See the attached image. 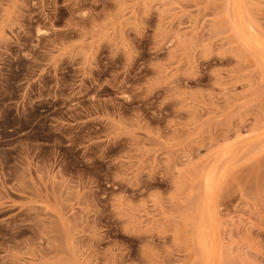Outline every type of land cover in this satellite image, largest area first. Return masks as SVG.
<instances>
[{
	"label": "rangeland",
	"instance_id": "374dc122",
	"mask_svg": "<svg viewBox=\"0 0 264 264\" xmlns=\"http://www.w3.org/2000/svg\"><path fill=\"white\" fill-rule=\"evenodd\" d=\"M0 264H264V0H0Z\"/></svg>",
	"mask_w": 264,
	"mask_h": 264
}]
</instances>
